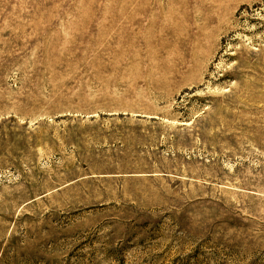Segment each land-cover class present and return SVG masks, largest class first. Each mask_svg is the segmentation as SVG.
I'll list each match as a JSON object with an SVG mask.
<instances>
[{
	"label": "rangeland",
	"instance_id": "1",
	"mask_svg": "<svg viewBox=\"0 0 264 264\" xmlns=\"http://www.w3.org/2000/svg\"><path fill=\"white\" fill-rule=\"evenodd\" d=\"M0 264H264V0H0Z\"/></svg>",
	"mask_w": 264,
	"mask_h": 264
}]
</instances>
